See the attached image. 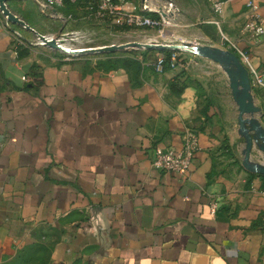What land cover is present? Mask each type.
<instances>
[{
  "label": "crops",
  "instance_id": "crops-1",
  "mask_svg": "<svg viewBox=\"0 0 264 264\" xmlns=\"http://www.w3.org/2000/svg\"><path fill=\"white\" fill-rule=\"evenodd\" d=\"M21 1L18 16L45 34L25 14L44 0ZM222 1L202 16L196 0H156L163 24L145 40L190 42L183 28L206 24L198 44L227 49L221 31L264 66V33L242 31L247 0ZM253 2L264 27V0ZM166 50L178 51L100 69L0 18V264H264V179L241 164L228 77L183 49L180 66L156 73L148 62ZM252 94L264 127V89ZM187 130L200 146L188 172L154 169V148H179Z\"/></svg>",
  "mask_w": 264,
  "mask_h": 264
},
{
  "label": "rangeland",
  "instance_id": "rangeland-1",
  "mask_svg": "<svg viewBox=\"0 0 264 264\" xmlns=\"http://www.w3.org/2000/svg\"><path fill=\"white\" fill-rule=\"evenodd\" d=\"M134 1L137 3L142 2V0ZM196 1H198L199 4L197 5V10H201L199 11V14L204 16V10L207 8V4H209V2L207 0ZM22 3L23 2L21 0H9L7 1V7L12 13L22 15ZM148 3L154 10H150V12L161 19L163 14L159 9L156 0H149ZM78 4H82L83 8ZM84 4H88L87 0H84V3L80 1L74 5L71 4L70 6L66 5L64 7L56 8L54 12L47 6L43 8L40 7V4L38 5V3H31V5L26 7L27 13H24L29 14L28 10L31 9V20L32 18L35 20L37 29L45 33V35L54 37L55 39L66 38L69 36H71V38H76L75 43L71 45L73 47L97 48L112 44L121 45L129 42L144 43L147 42L145 39L151 35V31L157 30V28L132 27L118 24L114 25L109 21L103 22L101 19L94 18L91 12L84 7ZM0 18L6 20V17L1 11ZM8 24L12 23L8 22ZM12 25L23 31V34L27 36L29 40L33 39L36 40V42H39L35 35L25 32V29L22 26L17 24ZM205 25L206 24L198 23L196 25H190L187 28H183L182 32L184 35L190 37L188 39L190 44L206 43V38L204 36L205 31L203 29ZM214 25L216 24L214 23ZM69 33L71 35L66 36ZM62 42L64 43V41ZM152 42L160 43L158 40H154ZM145 51H147V48L129 46L121 49H115L113 51H85L74 53V55L86 58L88 61H93L100 69H112L119 66H130L132 63L135 66L140 65V61L138 60L139 56L144 54Z\"/></svg>",
  "mask_w": 264,
  "mask_h": 264
},
{
  "label": "built area",
  "instance_id": "built-area-1",
  "mask_svg": "<svg viewBox=\"0 0 264 264\" xmlns=\"http://www.w3.org/2000/svg\"><path fill=\"white\" fill-rule=\"evenodd\" d=\"M74 1V0H71ZM210 8L214 13L220 15L223 12L222 0H207ZM65 0H44V5L52 10L60 8L64 5ZM93 17L96 19H110L115 24L132 26V27H149L158 28L163 24V20L155 18L147 14L150 8L146 2L134 4L131 0H87ZM246 20L242 27L243 32L250 34L252 39H256L264 33L263 20L256 12L253 0L246 1ZM216 26H219V20H213ZM220 33V38L227 49L237 55L240 62L246 68L251 86H256L264 89V66L254 65L249 57L247 50L231 40L223 32ZM63 38L56 39L59 44ZM181 52L183 50L171 52L168 64L170 68L180 66ZM192 55H196L190 52ZM167 60L164 55H157L148 62V65L156 72L162 73L165 70ZM25 79V77H22ZM200 149L197 135L193 130H187L185 138L181 146L177 149H162L155 147L151 158V166L159 171L170 172L178 177H183L189 170L191 161L195 154ZM214 207V206H213Z\"/></svg>",
  "mask_w": 264,
  "mask_h": 264
},
{
  "label": "water",
  "instance_id": "water-1",
  "mask_svg": "<svg viewBox=\"0 0 264 264\" xmlns=\"http://www.w3.org/2000/svg\"><path fill=\"white\" fill-rule=\"evenodd\" d=\"M7 1L9 0H0V11L6 17L7 22L20 25L24 29L32 31L43 45L53 49L68 51L58 44L54 37L38 33L23 19L18 17V15L12 13L7 7ZM129 46L144 47L147 49H185V51L193 52L219 64L228 77L231 95L238 110V133L245 143L242 151L243 158L241 164L248 172L264 175V162L261 160V157L257 156L258 158H254L252 156L255 149L259 150L261 155L264 156V127L261 125L260 119L257 116L260 112V107L254 102L248 72L236 54L228 49L198 43L191 45L185 41L175 44L129 42L121 45L112 44L97 48H84V50L70 51V53L113 51Z\"/></svg>",
  "mask_w": 264,
  "mask_h": 264
},
{
  "label": "trees",
  "instance_id": "trees-1",
  "mask_svg": "<svg viewBox=\"0 0 264 264\" xmlns=\"http://www.w3.org/2000/svg\"><path fill=\"white\" fill-rule=\"evenodd\" d=\"M80 1H83V0H77V2H80ZM114 1H117V0H114ZM65 2H68V0H65ZM147 14L150 15V16H152V17L159 18L158 16L153 15L152 12H150V11L147 12ZM166 52H167V53H166V60H167V62H166V64H165V68H166V67H169L168 59H169V56H170V54H171L172 51H170V50H166ZM139 66H140V65H138V66L136 65V66H135V65H133V63H132V64H130L129 67H133V68L137 69V68H139ZM260 176H261V178L264 179V175H260Z\"/></svg>",
  "mask_w": 264,
  "mask_h": 264
},
{
  "label": "bare ground",
  "instance_id": "bare-ground-1",
  "mask_svg": "<svg viewBox=\"0 0 264 264\" xmlns=\"http://www.w3.org/2000/svg\"><path fill=\"white\" fill-rule=\"evenodd\" d=\"M191 45H194V44H191ZM63 47V46H62ZM64 49H66V50H68L67 52H70V51H78V50H70V49H68V48H65V47H63ZM183 50H185V49H183ZM64 51V50H63Z\"/></svg>",
  "mask_w": 264,
  "mask_h": 264
}]
</instances>
